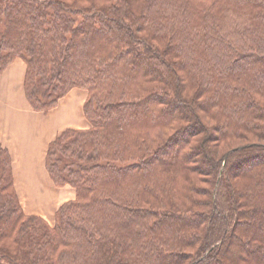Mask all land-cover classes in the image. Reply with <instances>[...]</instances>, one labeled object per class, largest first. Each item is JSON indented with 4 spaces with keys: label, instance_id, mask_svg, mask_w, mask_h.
Masks as SVG:
<instances>
[{
    "label": "trees",
    "instance_id": "1",
    "mask_svg": "<svg viewBox=\"0 0 264 264\" xmlns=\"http://www.w3.org/2000/svg\"><path fill=\"white\" fill-rule=\"evenodd\" d=\"M16 58L34 110L83 88L91 127L48 148L53 226L0 144V264H264V0H0Z\"/></svg>",
    "mask_w": 264,
    "mask_h": 264
},
{
    "label": "crops",
    "instance_id": "2",
    "mask_svg": "<svg viewBox=\"0 0 264 264\" xmlns=\"http://www.w3.org/2000/svg\"><path fill=\"white\" fill-rule=\"evenodd\" d=\"M27 64L14 59L0 73V144L12 159L13 183L27 215L55 223L58 209L76 197L70 186L57 187L47 168L50 144L66 130H88V91L71 89L48 112L34 110L25 94Z\"/></svg>",
    "mask_w": 264,
    "mask_h": 264
},
{
    "label": "rangeland",
    "instance_id": "3",
    "mask_svg": "<svg viewBox=\"0 0 264 264\" xmlns=\"http://www.w3.org/2000/svg\"><path fill=\"white\" fill-rule=\"evenodd\" d=\"M201 115H200V117L202 118V120H203V122L204 123H206V125H211V123H210V121L209 120H207L206 118H205V116H204V114L203 113H200ZM216 134V133H215ZM206 135H207V133H206ZM205 134H203L202 135V137L204 136H206ZM248 142H257V139H255V138H250V139H248L247 141L246 140H236V141H233V142H230L229 144H227V145H223V146H221V147H219V153H225L226 151H228L229 149H233V148H235V147H238V146H241V145H245L246 143H248ZM257 162L258 161H256V162H253L252 163V165L254 164H257ZM231 170H233V167H231ZM238 172H242V170L240 171H237V173ZM239 183V182H238ZM54 225V224H53ZM52 225V226H53Z\"/></svg>",
    "mask_w": 264,
    "mask_h": 264
}]
</instances>
